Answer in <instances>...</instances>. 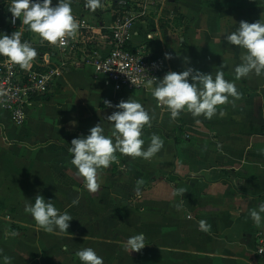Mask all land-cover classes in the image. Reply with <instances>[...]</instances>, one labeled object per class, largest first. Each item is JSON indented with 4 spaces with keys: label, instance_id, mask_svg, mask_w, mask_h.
Listing matches in <instances>:
<instances>
[{
    "label": "crops",
    "instance_id": "obj_1",
    "mask_svg": "<svg viewBox=\"0 0 264 264\" xmlns=\"http://www.w3.org/2000/svg\"><path fill=\"white\" fill-rule=\"evenodd\" d=\"M113 2L102 0L103 7L92 12L85 0H72L75 21L87 28L77 31V44L82 32L88 45L107 49ZM10 3L0 0V33L20 31L22 41L37 51L33 65L47 58L50 65L57 62L56 45L42 41L19 19L16 27L9 25ZM260 19L264 0H161L135 26L132 43L163 61L159 79L189 66L214 76L223 64L225 79L241 95L219 106L211 120L183 111L173 120L144 86L117 89L85 66L66 67L46 93L36 95L21 126L0 107V260L81 264L75 253L92 248L104 264H264V256L255 252L264 227L255 226L249 216L264 203V76L236 81L242 50L222 35L235 31L242 20ZM149 33L152 38L146 39ZM45 47L50 57L41 54ZM165 53L173 58L164 59ZM129 98L151 117V126L142 130L143 148L153 134L163 147L150 160L115 153V162L99 173V190L90 193L70 163L71 140L98 123L111 136L107 116L116 109L104 102L116 105ZM36 195L73 218L68 232H46L25 212ZM201 220L211 226L209 231L200 230ZM138 233L147 245L129 255L124 242Z\"/></svg>",
    "mask_w": 264,
    "mask_h": 264
},
{
    "label": "clouds",
    "instance_id": "obj_2",
    "mask_svg": "<svg viewBox=\"0 0 264 264\" xmlns=\"http://www.w3.org/2000/svg\"><path fill=\"white\" fill-rule=\"evenodd\" d=\"M85 7L92 12L103 7L102 0H85ZM8 12L11 13L10 22L15 24L19 19L32 33L38 34L42 41L50 45L63 46L66 38H74L78 24L72 11V0H11ZM230 46L242 50L240 63L234 68L235 80L247 78L250 74L264 76V20L254 23L240 21L235 31L222 34ZM20 31L10 36L0 33V56L8 58L21 69L30 67L37 56V51L31 44L22 41ZM173 57L165 53L164 59ZM189 59L184 58L187 65ZM223 64L220 70L204 73L193 67H186L181 72L169 71L163 79H149L143 86L151 92L158 106L166 107L170 118L175 120L181 112H190L196 118L203 116L211 120L218 113L219 106L240 98L233 81L225 79ZM155 85V86H154ZM105 106L116 110L107 116L111 125V136L105 134L101 123L91 127L86 135H80L71 140L68 149L71 154V165L76 169L77 178L90 193H96L100 188L99 173L108 169L115 162V153L150 160L163 147V140L153 134L149 146L145 149L142 130L151 126V117L140 102L134 99L121 100L113 105L105 101ZM222 117L224 112L219 111ZM200 123L199 120L196 121ZM75 126L76 122H70ZM184 190H178L183 194ZM29 201L31 199H28ZM75 203V202H74ZM25 212L29 213L36 224L46 232H68L70 221L73 219L67 212L60 213L51 200H45L41 195L34 197V202L25 204ZM250 219L255 226L264 227V203L249 211ZM210 225L206 221L199 222L200 230L207 232ZM143 233L129 237L124 242L127 253L140 252L146 246ZM63 251L67 252V245ZM81 264H104L103 257L92 248H83L75 253ZM0 264H11L7 256H3Z\"/></svg>",
    "mask_w": 264,
    "mask_h": 264
},
{
    "label": "built area",
    "instance_id": "obj_3",
    "mask_svg": "<svg viewBox=\"0 0 264 264\" xmlns=\"http://www.w3.org/2000/svg\"><path fill=\"white\" fill-rule=\"evenodd\" d=\"M161 0H114L113 21L109 30L110 42L107 49L88 45L84 34L79 32L81 42L66 38L63 46L56 45L59 59L50 65L45 59L42 65H33L21 69L8 58L0 59V107L9 112L16 126H21L25 119V109L32 104L36 95L46 93L53 82L66 67L85 66L95 74L104 76L117 89L137 90L149 79L160 78L162 59L150 55L142 44H133L137 35V22L149 16L150 8ZM9 25L17 26L10 22ZM78 30L86 28L83 22L77 23ZM151 39V33L145 35ZM79 56L77 58L76 53ZM57 55V54H55ZM50 57V54H48ZM255 252L264 256V235L259 233Z\"/></svg>",
    "mask_w": 264,
    "mask_h": 264
},
{
    "label": "trees",
    "instance_id": "obj_4",
    "mask_svg": "<svg viewBox=\"0 0 264 264\" xmlns=\"http://www.w3.org/2000/svg\"><path fill=\"white\" fill-rule=\"evenodd\" d=\"M43 52H48V53L50 54V53H51V49L48 48V47H45V49H44V48L41 49V54H42V55L45 54V53H43Z\"/></svg>",
    "mask_w": 264,
    "mask_h": 264
}]
</instances>
